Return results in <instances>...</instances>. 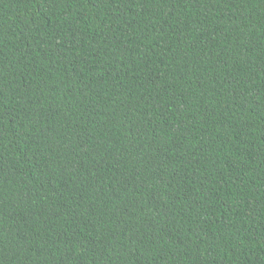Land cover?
Here are the masks:
<instances>
[{
	"label": "trees",
	"instance_id": "1",
	"mask_svg": "<svg viewBox=\"0 0 264 264\" xmlns=\"http://www.w3.org/2000/svg\"><path fill=\"white\" fill-rule=\"evenodd\" d=\"M0 264H264V0H0Z\"/></svg>",
	"mask_w": 264,
	"mask_h": 264
}]
</instances>
